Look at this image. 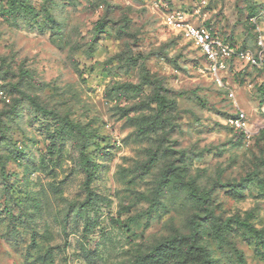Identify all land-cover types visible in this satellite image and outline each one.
Returning <instances> with one entry per match:
<instances>
[{"label":"rangeland","instance_id":"374dc122","mask_svg":"<svg viewBox=\"0 0 264 264\" xmlns=\"http://www.w3.org/2000/svg\"><path fill=\"white\" fill-rule=\"evenodd\" d=\"M172 11L264 36V0H0V264H264V69L215 75Z\"/></svg>","mask_w":264,"mask_h":264},{"label":"built area","instance_id":"2783aa9c","mask_svg":"<svg viewBox=\"0 0 264 264\" xmlns=\"http://www.w3.org/2000/svg\"><path fill=\"white\" fill-rule=\"evenodd\" d=\"M255 23V18L250 19ZM164 23L176 31L192 45H194L204 56L209 64L210 70L216 75L218 71L225 68V62L231 58L246 61L252 67H264V36L261 34L256 39L255 51L242 49L228 42L219 40L209 28L196 25L184 18L183 14L172 11L164 16ZM219 81L220 79L217 78ZM233 95V93H230ZM246 111L236 107L234 112L225 117V124L242 135H252Z\"/></svg>","mask_w":264,"mask_h":264},{"label":"trees","instance_id":"16d2710c","mask_svg":"<svg viewBox=\"0 0 264 264\" xmlns=\"http://www.w3.org/2000/svg\"><path fill=\"white\" fill-rule=\"evenodd\" d=\"M252 24V26L255 28L256 26H255V24H253V23H251ZM98 26L102 29L103 28V23H102V21H100V22H98ZM100 32H101V30H100ZM177 35H179V34H177ZM179 36H181V35H179ZM182 37V36H181ZM223 41H225V42H228V43H230L231 45H234L235 46V44H233V42H231L230 40H227V39H223ZM204 57V56H203ZM259 69H264V67L263 68H259ZM159 85H160V83L159 82H157V84H156V88H159ZM161 87V86H160ZM160 102H165V98H164V96H160V98L158 99ZM229 115V114H228ZM227 116V115H226ZM161 121H163V122H165L164 120H161ZM232 129V128H231ZM233 130V129H232ZM234 132H236V133H238L239 135H242V133L241 132H239V131H235L234 130ZM84 134V133H83ZM82 134V137H85V134L83 135ZM88 145V144H87ZM86 145V146H87ZM85 163H84V170H85V172L87 173V176L89 175V168L87 167L88 166V160L87 159H85V161H84ZM202 199V198H201ZM203 201V204H205L206 203V199H204V200H202ZM212 218H213V216L212 215H210ZM235 221V220H234ZM238 223H240L241 225H243L248 231H250L251 233H253V234H256L258 237H261L263 234H264V230H257L256 228H254L253 226H251L250 224H248L247 222H245V221H239V220H236ZM197 232V230H195V233ZM193 236V235H192ZM191 236V238H190V242H185V241H187V236L186 237H184V236H177V237H175L173 240H171L168 244L170 245L169 246V248L171 249V251H174V243L175 242H179V243H182V242H185V243H187V246H186V248H187V250L188 251H191V250H193V248L194 249H199V247H197V245L195 244V241L197 240V238L195 239V237L193 236L192 237ZM218 236L219 237H221L220 236V234H218ZM178 243V244H179ZM165 247H167V245L165 246ZM160 254H161V249H159V247H157V248H155L154 249V251L152 252V253H150V254H148V255H146V256H143V257H141L140 258V260H139V263L138 264H145V261H152L153 263H156V262H158L159 261V259L161 258L160 257Z\"/></svg>","mask_w":264,"mask_h":264}]
</instances>
